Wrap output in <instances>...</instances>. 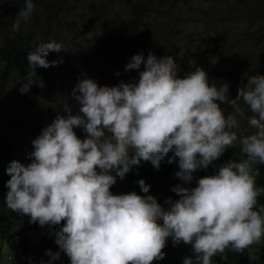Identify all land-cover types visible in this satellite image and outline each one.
<instances>
[{
  "label": "clouds",
  "instance_id": "1",
  "mask_svg": "<svg viewBox=\"0 0 264 264\" xmlns=\"http://www.w3.org/2000/svg\"><path fill=\"white\" fill-rule=\"evenodd\" d=\"M24 5L13 31L34 10L33 0ZM61 51V43L48 41L28 53L31 71L21 93L30 90L37 67L62 62L46 59ZM133 69L138 81L116 86L78 81L71 92L78 111L73 114L64 104L67 115H57L32 141L31 162H10L6 206L41 227L60 225L50 234L70 264H154L165 258L169 238L173 246H190L192 255L183 264H212L226 249L244 253L264 242V206L257 209L264 187L256 185L258 166L264 165V75L241 81L235 98H229L228 84L210 85L200 67L180 78L171 55L135 54L125 66ZM221 104L232 112L226 116ZM242 105L251 112L246 118L254 131L247 135L235 131L237 117H245ZM237 144L243 158L220 163L190 186L194 173L212 167ZM165 157L168 164L178 158L175 176L189 185L173 186L179 199L167 198L166 208L148 194L144 179L137 183L146 195L112 193L117 177L123 180L141 161L158 170ZM46 255L52 264L60 252L49 249Z\"/></svg>",
  "mask_w": 264,
  "mask_h": 264
},
{
  "label": "rangeland",
  "instance_id": "2",
  "mask_svg": "<svg viewBox=\"0 0 264 264\" xmlns=\"http://www.w3.org/2000/svg\"><path fill=\"white\" fill-rule=\"evenodd\" d=\"M232 0H74L58 16L52 26V37L63 45L65 51L50 52V62L60 61L56 66H50L36 73L34 83L37 87V97L48 108V124L57 115H67L63 105L69 104L73 114L79 105L72 98L71 92L79 80L91 78L99 86H116L125 82L129 71L126 64L135 55L137 49H142L144 58L149 52L158 58L171 55L177 59L183 55L192 54L198 63L208 71L222 63L241 68L250 63L251 57L264 51L263 35H243L246 22H236L227 5ZM239 1V0H238ZM240 2V1H239ZM1 3V1H0ZM241 18L238 13L235 14ZM31 16L24 21V26H31ZM5 30V24L0 20V32ZM254 32L256 27L248 29ZM216 40H213L216 38ZM210 47V49H208ZM231 56L221 58V56ZM176 59V60H177ZM144 65H141V71ZM119 73V74H117ZM139 79V78H138ZM21 85L10 82L9 93L0 108V137L12 136L16 143L17 158L27 165L31 162L29 153L33 151L30 133L22 129H13L12 120L17 118L19 96H24L26 106L32 99L31 94L21 93ZM238 88L229 91V98H235ZM13 91V93H12ZM15 91V92H14ZM219 103V102H218ZM230 113L232 109L221 104ZM245 117H237L240 127L235 129L239 135L250 134L251 129L247 116L251 115L247 106L242 105ZM25 108V107H24ZM81 129V128H80ZM76 134L78 129L74 128ZM82 131V129H81ZM82 131L80 138H85ZM240 151V146L237 144ZM171 155L173 153L171 152ZM243 156V155H242ZM178 158L174 162V176L168 187L156 195L158 203L165 208V200L179 197L172 191L177 183L175 176L178 171ZM114 174V173H113ZM122 181L111 187L113 194L122 190ZM30 237L39 240L40 229L29 233ZM52 252H60L59 259L52 264H67L63 251L54 243ZM45 251L32 250L28 256L21 252L19 239L0 240V264H47L50 257Z\"/></svg>",
  "mask_w": 264,
  "mask_h": 264
},
{
  "label": "trees",
  "instance_id": "3",
  "mask_svg": "<svg viewBox=\"0 0 264 264\" xmlns=\"http://www.w3.org/2000/svg\"><path fill=\"white\" fill-rule=\"evenodd\" d=\"M0 20L5 24V30L0 32V108L5 102V97L9 93L10 82L17 85H22L29 82L28 73L31 71L27 55L34 51L40 42H48L52 37V26L58 16L70 5L74 0H33L34 10L31 13L32 25L24 26V21L21 22L19 31H13L12 25L17 19V13L24 8V0H0ZM79 0H77L78 2ZM240 1V2H239ZM232 0L227 9H230L233 19L245 21L246 27L243 35H263L264 34V0ZM241 18H238L235 14ZM256 27L254 32H249V28ZM214 38L213 40H216ZM210 49V47L208 48ZM142 49H137L135 54L141 53ZM231 56L223 55L221 58H229ZM50 54L46 59L50 62ZM177 73L180 78L185 77L191 72H194L197 67L202 68L209 77V84L219 88L222 85L228 84L229 91L240 86L241 81L246 83V79L251 75H264V51L255 53L250 63L241 68L240 66H231L222 63L216 65L215 68L208 69L195 61L192 54L183 55L179 59L174 56ZM177 59V60H176ZM46 68L37 67L35 72L42 71ZM36 75L31 76V87L28 91L32 99L29 100V105L26 106L24 96H19V110L17 118L12 120L13 129H22L37 138L42 130L47 127L49 108L37 97V87L34 83ZM139 71L130 70L127 82L138 81ZM15 92V91H14ZM13 93V91H12ZM25 107V108H24ZM224 112L227 116L230 112L225 108ZM78 129L77 135L80 137L82 131ZM16 143L12 136L0 137V240L19 239L21 252L24 256H28L32 250L47 252L55 243V236L50 234L54 229H58L60 225L41 227L38 222L30 223V217L21 215L10 210L5 203L4 196L8 191L7 181L10 176L7 174L11 161L16 160L17 150ZM171 156V152L168 154ZM243 156L239 152L236 145L232 149L227 150L220 159L207 170L201 169L194 173V179L191 182V187H195L197 180L204 176L212 174L214 169L220 166V163L228 159L239 160ZM168 157L161 162V167L157 170L150 162L141 161L139 166H135L129 173L126 174L122 181V190L119 194L135 191L138 194L146 195L141 192L138 180L144 179L145 183L150 186L149 193L154 196L162 193L174 176V162L167 163ZM259 175L256 177V185L264 187V165H259ZM177 184L184 185L177 178ZM264 206V195L258 197L257 209ZM40 229L41 237L35 240L29 236L33 230ZM165 258L163 260L154 261V264H183L185 256H191L192 251L190 246L177 245L173 246L171 238L168 239L166 247L163 249ZM66 263L70 264V259L63 253ZM212 264H264V242L254 244L244 253H236L231 249L212 258Z\"/></svg>",
  "mask_w": 264,
  "mask_h": 264
}]
</instances>
